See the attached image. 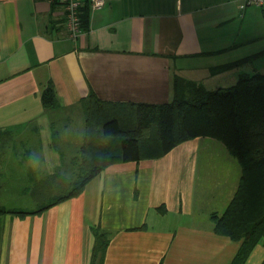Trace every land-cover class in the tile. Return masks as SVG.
<instances>
[{
  "label": "crops",
  "instance_id": "0c3cea01",
  "mask_svg": "<svg viewBox=\"0 0 264 264\" xmlns=\"http://www.w3.org/2000/svg\"><path fill=\"white\" fill-rule=\"evenodd\" d=\"M248 46L255 58L264 56V9L242 0H106L76 39L68 37L58 4L0 0V132L19 133L4 145L0 185L10 184L9 174L77 170L87 128L82 101L92 92L129 107L171 103L176 76L225 90L249 73L248 63L216 69L252 57L233 56ZM50 83L58 105L47 109L42 94ZM44 123V133L26 135L33 145L21 139L22 130ZM219 166L237 168L236 185H197L200 169ZM241 177L226 147L201 136L161 157L111 165L78 196L43 213L1 216L0 264H232L242 241L218 234L215 218L226 212ZM15 190L16 200L30 194L26 186ZM42 203L27 210L1 205L35 211ZM97 230L110 235L102 262L93 260ZM263 262L259 242L244 264Z\"/></svg>",
  "mask_w": 264,
  "mask_h": 264
},
{
  "label": "trees",
  "instance_id": "16d2710c",
  "mask_svg": "<svg viewBox=\"0 0 264 264\" xmlns=\"http://www.w3.org/2000/svg\"><path fill=\"white\" fill-rule=\"evenodd\" d=\"M90 13L86 1L81 11L84 29L88 28ZM255 56L216 70L238 69ZM42 103L47 109L58 105L52 83L43 91ZM82 105L87 128L75 158L80 175L72 189L48 198L35 211H15L0 205V217L13 214L24 218L43 213L78 196L89 181L111 165L161 157L178 144L201 136L221 142L242 169L232 202L221 218H215L218 234L242 241L232 264H244L259 242L264 245V74L240 73L237 83L225 90H207L202 84L176 76L171 103L118 106L124 112L118 118L110 110L117 106L101 101L93 92ZM127 110H132L131 114ZM4 145H0V156ZM109 242L108 233L95 232L93 260L103 261Z\"/></svg>",
  "mask_w": 264,
  "mask_h": 264
},
{
  "label": "rangeland",
  "instance_id": "374dc122",
  "mask_svg": "<svg viewBox=\"0 0 264 264\" xmlns=\"http://www.w3.org/2000/svg\"><path fill=\"white\" fill-rule=\"evenodd\" d=\"M251 47L252 46H248V49L245 48V50H242L241 53H239V55L238 53H236L233 56H246V55L252 56V54L257 51H252L253 49H251ZM249 49L251 50L248 51L247 53L246 51ZM247 66L249 68V71H248L249 73H252L251 71L255 70V71H258L264 74V56L253 59L251 62L247 64ZM110 110H111V113L112 114L114 113L115 117L117 118L120 117L121 114H124L123 111L119 110L118 106L113 107L112 109L110 108ZM55 111H58V110L55 109ZM127 112L128 114H131L132 110H129V111L127 110ZM123 119L126 121L128 120L126 118H123ZM36 126L22 130L21 133L23 134H21L22 135L21 139L26 141L27 140L25 139L27 137L26 135L34 136V134L39 135L40 133L42 134L45 132L44 131L46 130L45 123L39 124ZM18 134L19 133H17L16 131L0 132V145L1 144L12 145L13 141L10 142V140L12 139V137L14 139L15 135H18ZM15 142H16V145L18 146L22 145L23 143V142L21 143V141H18V140H16ZM29 143L32 144V142L26 141V144L29 145ZM212 143H214L215 145H218V149L219 147H223L220 143L216 141ZM37 145H39V143H37ZM18 146L17 148H19ZM6 149L7 148H5V150ZM208 151L209 150H207L206 152ZM213 152H217V148L214 149ZM201 156H203V154H201ZM216 159H217L216 153H211V156L209 157V160H211V163L216 162ZM76 169L77 170L73 172L74 170L73 169L70 170V168L68 169L67 168H56L51 173H47V174L35 173L34 175H32V177L30 176L28 177L26 173L9 174V176L5 175V178L10 179L11 182L9 185H0V205L6 204L7 206H14L16 208H22V209L27 210V209L33 208L34 204L36 205L39 202L46 201L48 198H51L58 194H62L64 192H68L74 186L75 181L79 179V175H80L79 166H77ZM227 170H228L227 172L226 171L224 172V170H222L220 166L218 168L211 167L207 171H203L200 169L198 177H197V185H219L222 183V180L224 179H226L227 185H230V183H232V185H236V183L238 182V178H239V171L237 170V168H234V170L231 171L229 167ZM28 178H32V181H30L31 185H28L29 184V181H27ZM13 180H16V182L20 183V185H14L12 182ZM26 181H27V185H22V183ZM25 186L30 189V194L27 197H21L18 200H16L14 196V194L16 193V190H15L16 187H20V189L21 188L23 189Z\"/></svg>",
  "mask_w": 264,
  "mask_h": 264
},
{
  "label": "built area",
  "instance_id": "2783aa9c",
  "mask_svg": "<svg viewBox=\"0 0 264 264\" xmlns=\"http://www.w3.org/2000/svg\"><path fill=\"white\" fill-rule=\"evenodd\" d=\"M62 7L65 15V31L70 39H76L83 34L81 11L86 1L91 11L101 10L106 0H48ZM244 6H256L264 9V0H242Z\"/></svg>",
  "mask_w": 264,
  "mask_h": 264
}]
</instances>
